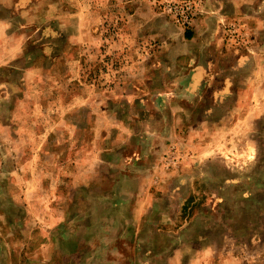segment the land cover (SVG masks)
Here are the masks:
<instances>
[{"label":"rangeland","instance_id":"1","mask_svg":"<svg viewBox=\"0 0 264 264\" xmlns=\"http://www.w3.org/2000/svg\"><path fill=\"white\" fill-rule=\"evenodd\" d=\"M0 264H264V0H0Z\"/></svg>","mask_w":264,"mask_h":264},{"label":"crops","instance_id":"2","mask_svg":"<svg viewBox=\"0 0 264 264\" xmlns=\"http://www.w3.org/2000/svg\"><path fill=\"white\" fill-rule=\"evenodd\" d=\"M211 68V67H208ZM210 78V72L207 67L197 66L193 70V76L190 83V92L195 93L204 83H208Z\"/></svg>","mask_w":264,"mask_h":264},{"label":"trees","instance_id":"3","mask_svg":"<svg viewBox=\"0 0 264 264\" xmlns=\"http://www.w3.org/2000/svg\"><path fill=\"white\" fill-rule=\"evenodd\" d=\"M186 38L189 39V40L192 39V34L191 33H187Z\"/></svg>","mask_w":264,"mask_h":264}]
</instances>
